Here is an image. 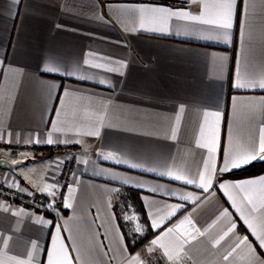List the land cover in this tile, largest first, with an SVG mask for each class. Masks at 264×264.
<instances>
[{
  "label": "crops",
  "instance_id": "0c3cea01",
  "mask_svg": "<svg viewBox=\"0 0 264 264\" xmlns=\"http://www.w3.org/2000/svg\"><path fill=\"white\" fill-rule=\"evenodd\" d=\"M223 2L0 0V146L22 147L17 157L0 148V158L15 164L0 167V180L52 198L55 172L66 157L52 148L65 142L79 151L71 192L54 212L0 198V264H48L49 253L56 264L264 261L253 235L264 230V173L227 176L262 160L219 172L229 153L259 156L264 141V89L233 88L238 72L264 80V0H237L228 44L198 38L215 35L211 25L135 11L167 6L199 15L207 3L205 18L214 19L224 11L215 5ZM44 63L74 75L41 72ZM48 138L52 144L23 142ZM109 153L111 159L102 158ZM213 168L208 192L157 175L198 179ZM247 180L257 183L231 186ZM125 215L134 219L126 222ZM169 228L176 230L153 246ZM148 229L154 235L131 251L129 241ZM245 236L251 248L236 247Z\"/></svg>",
  "mask_w": 264,
  "mask_h": 264
},
{
  "label": "snow or ice",
  "instance_id": "6c2138e0",
  "mask_svg": "<svg viewBox=\"0 0 264 264\" xmlns=\"http://www.w3.org/2000/svg\"><path fill=\"white\" fill-rule=\"evenodd\" d=\"M14 3L19 4L20 0H13ZM191 2V0H185V3H189ZM109 7H111V5H109ZM210 7L209 4L204 3L203 4V10L200 12L199 15H192L191 13L180 9V10H172L167 6H158V7H152L149 9H136L135 11H139V12H144V11H151L153 13H159L162 16H165L169 19L175 18L176 20H191L197 23H201V24H207V25H211L213 27V29L215 30V35H206V36H201L198 37L200 39H206V40H217V41H221L225 44L230 43L231 40V30L233 29V19H234V9H236L237 7V0H226V2L223 3H219L217 5H215V7L223 9L224 11L222 12V14L218 17V18H214V19H206L205 17L207 16V9ZM141 27H143V25H141ZM151 31L153 32H163L164 29H151ZM242 36H243V30H242ZM15 54V52L13 53ZM0 71H2V68H0ZM39 71L44 72V73H48L51 75H60V76H66V77H73V72L70 71L67 67H59V66H49L48 63H44L40 68ZM78 79H86V77H76ZM101 83H103V81H101ZM55 87H59L58 85H56ZM233 88L236 90H241V89H247V88H261L264 89V80H260V81H256L254 79H242V77L240 76L239 72L237 73V77L235 82L233 83ZM67 94V93H65ZM183 110V109H181ZM57 115H59V113H57ZM207 115V114H206ZM217 117L219 116V113H216ZM98 134V133H97ZM24 143H47V144H52L53 140L51 138H48L44 141H41L39 139H29V140H25L23 141ZM200 147H205V145H200ZM214 151L213 148L209 147L208 148V152L209 154H212ZM259 153L260 155L257 156V154L253 151L252 153L245 155V156H241L238 159L233 158L231 153H229L224 161V164L222 167L219 168V172L220 173H227L229 171H232L233 169H239L241 167L247 166L248 164L252 163L253 161H255L256 159H260L262 161H264V141L261 142L260 147H259ZM23 155V154H22ZM103 159H111L112 158V154L109 153V155L107 157H102ZM116 163H127V161L124 160H116ZM207 162H205V167H207ZM129 167L131 168H141L142 171L144 172H154L156 173V169L153 167H143L141 164H137V163H131L129 164ZM216 172V169L213 168L211 170V174L208 176H205L202 173H198V179L197 178H187L184 179L181 175L177 174V175H173L171 171L168 172H159L157 173V175L163 177V176H168L170 179L172 180H176V181H182L185 184L188 185H194L197 188H201L203 189L204 192H208L209 187L211 186V180H212V175H214ZM128 181L125 180L124 183H127ZM261 183H264V177L260 178ZM257 183V181L254 180H247V181H242L239 184H235V185H231L232 187H241L242 185H247V184H255ZM137 187H143L142 184H137ZM220 188H225L226 185L225 184H220L219 185ZM151 191L156 192V189L153 188L151 189ZM69 192H71V188H69ZM168 195H175V193H167ZM181 200H189L191 199L190 195H181L179 197ZM196 199H199V197H196ZM65 207H71L72 205L69 203H65L64 205ZM178 210V208H177ZM256 209H253V211H255ZM123 219L126 222H131L132 219H134V217H130L129 215H125L123 217ZM185 220L188 223H191V221L187 220V218H185ZM185 221H182L181 223L183 224ZM245 223L248 224L249 229H252V225L248 222V220L245 218ZM152 227L153 228H157L159 227V225L155 222L152 223ZM235 228V224L232 225V229ZM230 229V231L232 230ZM57 230L59 231V226L57 227ZM176 229L173 228H169L167 230V232L164 233L163 236L158 237L157 239H154L151 241V244L157 245L159 244L163 239L164 236H167L168 233H171L173 231H175ZM137 232L141 231L140 227L136 228ZM196 232H199L198 229L195 230ZM253 235L256 236V241H258V246L261 249H264V230H262L260 232V234H256L255 230L253 229ZM221 239H223V237H221ZM219 240L216 241L217 244H219ZM240 244H245L247 245L249 248H251V243L248 240V237L245 236L243 239L239 240L238 243L236 244V247H239ZM164 245L161 244V247H163ZM33 247H36V245H33ZM149 252L152 251L151 248L148 249ZM233 251H235V248L233 249ZM254 251V250H253ZM229 255H231V253H229ZM139 257L134 258V260H138ZM225 259H227V256L225 257ZM18 264H22V262H18ZM48 264H56L55 260L53 259V254L49 253L48 254ZM260 264H264V261H260Z\"/></svg>",
  "mask_w": 264,
  "mask_h": 264
},
{
  "label": "built area",
  "instance_id": "2783aa9c",
  "mask_svg": "<svg viewBox=\"0 0 264 264\" xmlns=\"http://www.w3.org/2000/svg\"><path fill=\"white\" fill-rule=\"evenodd\" d=\"M0 148L7 152L9 157H17L22 151L21 146L12 144H4ZM51 151L66 155L55 172L57 191L52 198L9 185L4 180H0V198L19 207L43 213L54 212L57 207H61L79 166V151L65 142L56 145Z\"/></svg>",
  "mask_w": 264,
  "mask_h": 264
},
{
  "label": "trees",
  "instance_id": "16d2710c",
  "mask_svg": "<svg viewBox=\"0 0 264 264\" xmlns=\"http://www.w3.org/2000/svg\"><path fill=\"white\" fill-rule=\"evenodd\" d=\"M264 173V161H257L253 164L249 165L248 167H245L243 169L234 171L232 173H229L227 176L232 178H239V177H248V176H254ZM144 220L146 221V218L144 217ZM154 235V232L148 229L147 233L143 237H135L136 240L133 242L129 241L130 250L135 251L136 249L140 248L142 245H144L152 236Z\"/></svg>",
  "mask_w": 264,
  "mask_h": 264
},
{
  "label": "water",
  "instance_id": "95a60500",
  "mask_svg": "<svg viewBox=\"0 0 264 264\" xmlns=\"http://www.w3.org/2000/svg\"><path fill=\"white\" fill-rule=\"evenodd\" d=\"M0 167L4 168V169H14L15 168V164H13L7 158H0Z\"/></svg>",
  "mask_w": 264,
  "mask_h": 264
}]
</instances>
